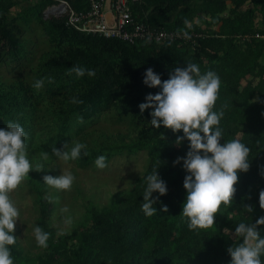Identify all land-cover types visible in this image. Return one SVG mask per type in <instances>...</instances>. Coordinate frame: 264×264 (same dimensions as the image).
I'll list each match as a JSON object with an SVG mask.
<instances>
[{"label":"trees","instance_id":"16d2710c","mask_svg":"<svg viewBox=\"0 0 264 264\" xmlns=\"http://www.w3.org/2000/svg\"><path fill=\"white\" fill-rule=\"evenodd\" d=\"M67 1L77 11L88 8L87 0ZM229 1L132 2L136 21L181 37L130 44L77 31L64 16L46 17L44 11L57 0H0V127L16 120L28 133L34 165L28 178L39 206L35 225L50 233L48 246L33 255L16 238L10 245L15 264H229V247L243 239L235 226L264 215V0ZM187 62L219 74L214 110L224 113L222 141L238 138L250 148L249 167L238 170L231 203L221 204L213 225L196 229L182 212L187 170L183 160L174 163L186 154L188 139L177 142L182 129L155 128L150 108H139L147 93L160 90L144 83L146 68L163 80ZM75 65L94 69L95 75H77L71 71ZM39 78L43 86L35 87ZM121 122L129 133L120 132ZM76 142L87 150L73 159L81 168L97 166L100 154L108 161L139 151L147 152V166L128 194L101 209L89 206V226L58 234L47 222L50 198L42 193L43 176L56 173L60 157L52 148L70 150ZM155 170L168 191L153 193L159 195L157 212L146 215L145 177ZM257 227L264 235V225Z\"/></svg>","mask_w":264,"mask_h":264},{"label":"clouds","instance_id":"9594fccd","mask_svg":"<svg viewBox=\"0 0 264 264\" xmlns=\"http://www.w3.org/2000/svg\"><path fill=\"white\" fill-rule=\"evenodd\" d=\"M71 71L77 75H84L86 71L95 75L94 69L79 65L73 66ZM143 80L146 85L158 86L160 90L147 93L145 100L139 104L140 110L150 108L152 126L159 128L164 125L173 131L182 129L183 135L177 136V142L185 138L189 142L186 154L174 161L183 160L182 167L187 170L183 180L187 194L182 212L188 217L190 228L211 226L221 204L232 201L238 170L249 167V146L238 138L222 141L223 130L219 125L224 113L223 110H214L221 78L215 70L202 72L198 63L187 62L184 66L174 67L169 77L163 80L158 72L148 67ZM43 83L44 78H39L34 86L41 87ZM73 100L81 102L76 98ZM27 135L24 126L16 120H8L6 127H0V264H15L10 245L16 242L14 229L20 210L10 192L29 175L30 169H34L28 156ZM81 150L87 155L83 142H76L70 150L52 148L65 161L80 158ZM95 163L100 168L106 167V155L100 154ZM35 168L44 169V165L37 164ZM74 179L71 171L43 176L47 184L59 189L71 188ZM145 179L142 209L146 215H152L157 212L155 203L159 199V195L154 196L153 193L162 195L168 188L157 170L146 175ZM260 204L264 207V201L260 200ZM246 207L251 210V205ZM257 225H264V215L255 222L240 221L235 226V233L243 239L229 247V264H264V235ZM34 233L37 243L47 247L50 233L39 224L35 225Z\"/></svg>","mask_w":264,"mask_h":264},{"label":"rangeland","instance_id":"374dc122","mask_svg":"<svg viewBox=\"0 0 264 264\" xmlns=\"http://www.w3.org/2000/svg\"><path fill=\"white\" fill-rule=\"evenodd\" d=\"M228 3L230 4L229 0ZM105 5L107 7V2ZM44 14L46 17L50 15L46 10ZM108 17L110 18L109 15ZM257 25L261 24L258 22ZM39 39L43 41V37ZM41 51L42 49L38 47L37 56ZM36 61L35 57L34 65ZM119 127L120 132L129 133L127 123L121 122ZM126 141H129V137ZM146 166V151L115 155L107 161V166L104 168L92 165L81 168L73 159L65 161L61 157L58 158L54 162L55 175L71 171L75 179L69 189H59L45 184L42 193L50 198L48 225L55 227L58 234L69 232L83 224L89 226V206L93 205L101 209L117 201L123 194H128L137 187L138 178L142 176ZM10 196L20 210L14 229L17 240L30 255L41 253L44 248L37 243L34 233L39 206L30 178L25 177L20 185L10 192Z\"/></svg>","mask_w":264,"mask_h":264},{"label":"built area","instance_id":"2783aa9c","mask_svg":"<svg viewBox=\"0 0 264 264\" xmlns=\"http://www.w3.org/2000/svg\"><path fill=\"white\" fill-rule=\"evenodd\" d=\"M135 1L137 0H87L88 8L77 11L67 0H57L47 7L46 12L56 17L64 16L66 25L77 31L130 44L138 41L160 43L181 37L180 33L151 28L136 21L131 10V3Z\"/></svg>","mask_w":264,"mask_h":264}]
</instances>
